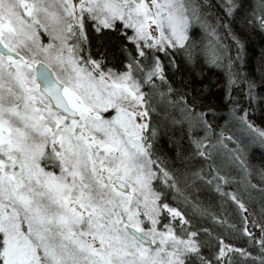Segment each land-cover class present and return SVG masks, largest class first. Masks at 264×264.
Returning a JSON list of instances; mask_svg holds the SVG:
<instances>
[{
	"label": "snow or ice",
	"instance_id": "snow-or-ice-1",
	"mask_svg": "<svg viewBox=\"0 0 264 264\" xmlns=\"http://www.w3.org/2000/svg\"><path fill=\"white\" fill-rule=\"evenodd\" d=\"M250 32L264 0H0V264H264Z\"/></svg>",
	"mask_w": 264,
	"mask_h": 264
},
{
	"label": "trees",
	"instance_id": "trees-1",
	"mask_svg": "<svg viewBox=\"0 0 264 264\" xmlns=\"http://www.w3.org/2000/svg\"><path fill=\"white\" fill-rule=\"evenodd\" d=\"M225 43L228 42L225 41ZM262 57H264V34L250 32L245 38V51L243 60L240 62L243 65V71L259 78ZM196 80L195 87L201 98L199 102L206 105L212 113L209 119L214 125L219 124L227 127L225 121L228 118L230 105L228 69L223 65H214L205 61L203 70L197 74ZM231 95L235 96L237 93L232 92ZM251 118L264 126V113L261 111H254ZM249 155L255 167H264V148L254 145L251 147Z\"/></svg>",
	"mask_w": 264,
	"mask_h": 264
},
{
	"label": "bare ground",
	"instance_id": "bare-ground-1",
	"mask_svg": "<svg viewBox=\"0 0 264 264\" xmlns=\"http://www.w3.org/2000/svg\"><path fill=\"white\" fill-rule=\"evenodd\" d=\"M258 113V112H257ZM260 158V156H258Z\"/></svg>",
	"mask_w": 264,
	"mask_h": 264
}]
</instances>
